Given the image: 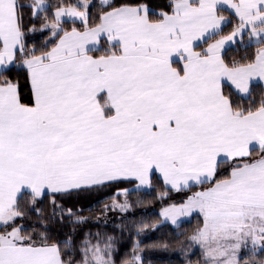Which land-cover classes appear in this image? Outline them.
<instances>
[{
	"label": "snow or ice",
	"instance_id": "1",
	"mask_svg": "<svg viewBox=\"0 0 264 264\" xmlns=\"http://www.w3.org/2000/svg\"><path fill=\"white\" fill-rule=\"evenodd\" d=\"M0 264H264V0H0Z\"/></svg>",
	"mask_w": 264,
	"mask_h": 264
},
{
	"label": "trees",
	"instance_id": "2",
	"mask_svg": "<svg viewBox=\"0 0 264 264\" xmlns=\"http://www.w3.org/2000/svg\"><path fill=\"white\" fill-rule=\"evenodd\" d=\"M159 235H160V233H157V234H156V236H159Z\"/></svg>",
	"mask_w": 264,
	"mask_h": 264
}]
</instances>
